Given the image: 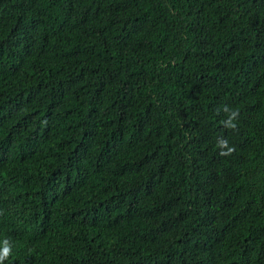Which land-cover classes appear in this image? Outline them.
I'll return each mask as SVG.
<instances>
[{"label":"trees","instance_id":"16d2710c","mask_svg":"<svg viewBox=\"0 0 264 264\" xmlns=\"http://www.w3.org/2000/svg\"><path fill=\"white\" fill-rule=\"evenodd\" d=\"M0 240L3 264H264V0H0Z\"/></svg>","mask_w":264,"mask_h":264},{"label":"clouds","instance_id":"9594fccd","mask_svg":"<svg viewBox=\"0 0 264 264\" xmlns=\"http://www.w3.org/2000/svg\"><path fill=\"white\" fill-rule=\"evenodd\" d=\"M224 111L227 113V119L222 121L224 126L233 130L238 129V124L236 123V121L240 117L239 109H231L227 106H224ZM217 146L221 149L219 153V155L221 156H229L236 151L235 147L229 146L227 139L224 137H220L217 139ZM11 250L12 245H9L8 241L6 240L4 242L3 248L0 249V264H3V262L9 258V256L11 255Z\"/></svg>","mask_w":264,"mask_h":264}]
</instances>
